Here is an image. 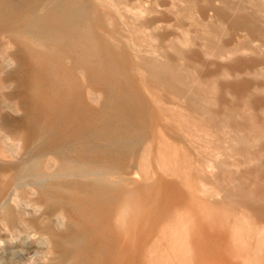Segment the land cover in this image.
Returning a JSON list of instances; mask_svg holds the SVG:
<instances>
[{
  "label": "bare ground",
  "instance_id": "bare-ground-1",
  "mask_svg": "<svg viewBox=\"0 0 264 264\" xmlns=\"http://www.w3.org/2000/svg\"><path fill=\"white\" fill-rule=\"evenodd\" d=\"M262 54L264 0H0L1 230L194 264L202 229L264 264Z\"/></svg>",
  "mask_w": 264,
  "mask_h": 264
},
{
  "label": "rangeland",
  "instance_id": "rangeland-1",
  "mask_svg": "<svg viewBox=\"0 0 264 264\" xmlns=\"http://www.w3.org/2000/svg\"><path fill=\"white\" fill-rule=\"evenodd\" d=\"M252 41L255 43L258 42L255 39H252ZM262 55L264 56V54ZM261 68L262 70H264V67ZM256 95L262 96L259 93ZM28 189H32L34 191L37 190L35 186L31 185L28 187ZM169 201L171 203L173 202V204L176 206V210L183 211L185 209L186 203H184V201H181L179 199L174 200L172 198H169ZM31 211L32 210L23 211V218L26 219V217H30V215L28 214L37 215L40 217L44 215L42 212H40L39 214H33ZM221 214L222 213L215 211L213 217L219 218V216L221 217ZM21 216L23 215L18 214V218ZM33 219H35V217ZM1 225H3V223H1L0 221V264H57L59 258V251H57L56 248H54V250L50 249V251H47V245L43 243L42 240H38V238L28 239L24 235L9 236L8 234H6V232L1 230ZM130 225L133 226V219L130 220ZM133 232L135 234L136 231L131 230V233ZM190 233L191 240L192 237L194 238V240L192 242L191 240L186 241V239H184V245L186 250L188 249L192 252L190 253L191 259L193 258V260H198V262H195L194 264H242L239 263L240 260L233 255L228 257V261L225 262L222 256L224 255L223 253L226 248L224 246V243L214 238H211L210 235L204 233V230H190ZM198 242L207 244L208 248L206 249V251L204 250V248L203 250H201L202 247L201 249H199L200 246L198 247L197 245L201 244H198ZM233 246L238 251V246H236V244L232 245V247ZM128 264H137V261H129ZM249 264L252 263L250 262Z\"/></svg>",
  "mask_w": 264,
  "mask_h": 264
}]
</instances>
